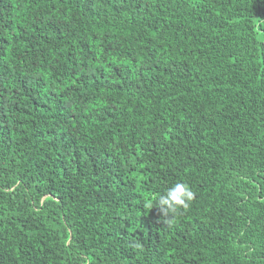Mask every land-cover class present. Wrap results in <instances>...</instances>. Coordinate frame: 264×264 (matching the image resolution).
<instances>
[{
    "label": "trees",
    "instance_id": "1",
    "mask_svg": "<svg viewBox=\"0 0 264 264\" xmlns=\"http://www.w3.org/2000/svg\"><path fill=\"white\" fill-rule=\"evenodd\" d=\"M0 264H264V0H0Z\"/></svg>",
    "mask_w": 264,
    "mask_h": 264
},
{
    "label": "clouds",
    "instance_id": "2",
    "mask_svg": "<svg viewBox=\"0 0 264 264\" xmlns=\"http://www.w3.org/2000/svg\"><path fill=\"white\" fill-rule=\"evenodd\" d=\"M194 198V192L189 185L178 182L167 188L162 194L156 195L158 210L162 216L176 214L180 209H188Z\"/></svg>",
    "mask_w": 264,
    "mask_h": 264
}]
</instances>
